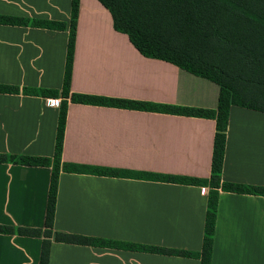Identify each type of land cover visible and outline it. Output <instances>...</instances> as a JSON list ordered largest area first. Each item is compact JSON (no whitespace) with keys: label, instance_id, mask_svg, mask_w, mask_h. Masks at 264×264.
Wrapping results in <instances>:
<instances>
[{"label":"crops","instance_id":"crops-1","mask_svg":"<svg viewBox=\"0 0 264 264\" xmlns=\"http://www.w3.org/2000/svg\"><path fill=\"white\" fill-rule=\"evenodd\" d=\"M0 15L68 22L70 0H0ZM67 40V31L0 25V85L60 91ZM69 91L209 110L218 98L214 83L140 55L96 0H79ZM52 99L0 93V154L52 157ZM214 132L210 119L68 102L61 163L207 179ZM50 176L49 167L0 163V226L43 231ZM220 177L264 187V113L230 107ZM203 188L61 172L52 231L198 253ZM42 241L0 234V264H39ZM50 242L49 264H199ZM210 264H264V196L219 192Z\"/></svg>","mask_w":264,"mask_h":264},{"label":"trees","instance_id":"trees-1","mask_svg":"<svg viewBox=\"0 0 264 264\" xmlns=\"http://www.w3.org/2000/svg\"><path fill=\"white\" fill-rule=\"evenodd\" d=\"M110 14L114 31L127 36L129 43L145 58L167 62L218 87L214 110L70 93L79 0H70L68 22L0 15V25L67 31L68 40L60 91L0 85V93L60 97L54 150L51 158L0 154V163L49 167L44 230L0 226V234L43 237L39 264H49L50 238L55 242L142 251L197 259L210 264L219 192L264 196V187L221 181L229 109L237 106L264 113V0H96ZM68 102L176 116L210 119L215 122L210 177L207 179L159 176L145 172L89 167L61 163ZM164 181L179 185L207 187L201 251L198 253L140 246L131 243L53 233L58 178L64 173Z\"/></svg>","mask_w":264,"mask_h":264},{"label":"built area","instance_id":"built-area-1","mask_svg":"<svg viewBox=\"0 0 264 264\" xmlns=\"http://www.w3.org/2000/svg\"><path fill=\"white\" fill-rule=\"evenodd\" d=\"M60 101H61V98H60V97H57V98H53V99L51 100V103H52L53 106L59 107V105H60ZM202 191H203V193H204L205 195H207V193H208V188H203Z\"/></svg>","mask_w":264,"mask_h":264}]
</instances>
